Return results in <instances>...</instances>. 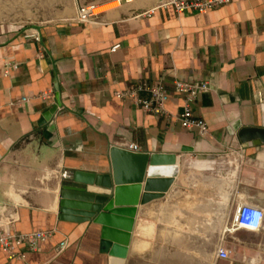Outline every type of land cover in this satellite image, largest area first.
I'll use <instances>...</instances> for the list:
<instances>
[{
	"label": "crops",
	"instance_id": "1",
	"mask_svg": "<svg viewBox=\"0 0 264 264\" xmlns=\"http://www.w3.org/2000/svg\"><path fill=\"white\" fill-rule=\"evenodd\" d=\"M116 1L21 0L13 18L0 10V234L55 232L23 247L24 261L0 249V264H264V143L238 137L264 129V0L181 15L160 0H130L75 22L81 5ZM5 63L15 65L8 77ZM175 81L209 83L193 108L205 135L179 125ZM142 83L163 84L167 117L114 96ZM130 145L172 156L177 171L165 193L142 184L131 233L105 252L99 229L59 219L61 174L108 180L110 149ZM240 205L263 212L258 230H230Z\"/></svg>",
	"mask_w": 264,
	"mask_h": 264
},
{
	"label": "water",
	"instance_id": "2",
	"mask_svg": "<svg viewBox=\"0 0 264 264\" xmlns=\"http://www.w3.org/2000/svg\"><path fill=\"white\" fill-rule=\"evenodd\" d=\"M58 105L56 101L55 106L43 113L44 122L50 121ZM238 137L242 143H264V129L245 128ZM110 158L112 170L108 180L75 174L71 180L64 179L59 201V219L99 229L105 252L124 233H131L142 184L145 193H165L177 171L170 167L174 164L172 156L134 153L112 147ZM127 192L129 199L125 196Z\"/></svg>",
	"mask_w": 264,
	"mask_h": 264
},
{
	"label": "built area",
	"instance_id": "3",
	"mask_svg": "<svg viewBox=\"0 0 264 264\" xmlns=\"http://www.w3.org/2000/svg\"><path fill=\"white\" fill-rule=\"evenodd\" d=\"M128 1L129 0H117L118 6L106 10L100 9L109 4L99 6L89 3L81 5L77 9L75 22L78 24H92L100 15L111 12L117 9L121 2ZM235 1L238 0H160L158 7H171L177 15L183 13L205 14L222 7H227ZM152 13L153 11H150L143 16H150ZM27 38L38 39L35 35H28ZM117 48H119V46L113 47L112 50L114 51ZM14 68V64L5 63L3 75L8 77L9 71ZM173 89L174 93L181 97L183 101L182 111L177 116L179 125L185 130L196 131L200 135H205L208 131V126L203 119L195 114L193 108L198 97L211 90L209 83L207 81L193 83L175 81ZM139 93H147L148 98H139ZM114 96L120 100L132 101L146 114L155 117H167L166 105L170 96L162 83L132 85L124 91L116 92ZM40 98L42 100L51 99L52 93L44 92L40 95ZM26 101V98L21 100V102ZM128 150L136 153L138 152V147L136 145H130ZM61 177L63 179H70L71 173L64 171ZM262 220L263 212L260 209L248 205H240L235 209L230 230H258L261 227ZM54 233V231H37L28 234H0V249L8 259H19L24 261L25 253L23 247L27 249V251H34L39 244L51 239ZM58 247L59 250H61L65 247V243H60ZM217 257L225 260L228 258V253L224 249H220Z\"/></svg>",
	"mask_w": 264,
	"mask_h": 264
},
{
	"label": "rangeland",
	"instance_id": "4",
	"mask_svg": "<svg viewBox=\"0 0 264 264\" xmlns=\"http://www.w3.org/2000/svg\"><path fill=\"white\" fill-rule=\"evenodd\" d=\"M20 1L21 0H5V1L1 0L0 1V10L3 9V7L10 9L9 13H10L11 17L13 18V16L15 14H18L19 8L22 7V4H20L21 3ZM3 3H5V4H3ZM111 4L115 5V3H111ZM116 4L118 5V3H116ZM25 7H28V4H26Z\"/></svg>",
	"mask_w": 264,
	"mask_h": 264
},
{
	"label": "bare ground",
	"instance_id": "5",
	"mask_svg": "<svg viewBox=\"0 0 264 264\" xmlns=\"http://www.w3.org/2000/svg\"><path fill=\"white\" fill-rule=\"evenodd\" d=\"M116 6H118V5H116ZM116 6H114V7H116ZM114 7H110V8H108V9H111V8H114Z\"/></svg>",
	"mask_w": 264,
	"mask_h": 264
}]
</instances>
